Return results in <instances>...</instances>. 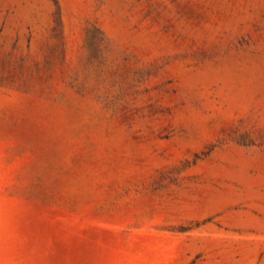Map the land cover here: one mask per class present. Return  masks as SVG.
<instances>
[{"label":"rangeland","instance_id":"obj_1","mask_svg":"<svg viewBox=\"0 0 264 264\" xmlns=\"http://www.w3.org/2000/svg\"><path fill=\"white\" fill-rule=\"evenodd\" d=\"M0 264H264V0H0Z\"/></svg>","mask_w":264,"mask_h":264}]
</instances>
